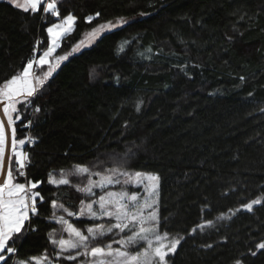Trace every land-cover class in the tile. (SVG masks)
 Segmentation results:
<instances>
[{
  "label": "trees",
  "instance_id": "obj_1",
  "mask_svg": "<svg viewBox=\"0 0 264 264\" xmlns=\"http://www.w3.org/2000/svg\"><path fill=\"white\" fill-rule=\"evenodd\" d=\"M57 7L60 17L0 0V83L22 70L38 42L46 46L47 27L67 14L77 20L60 51L103 22H131L64 61L26 112L18 105V137L35 139L27 176L40 182L44 202L8 264H78L63 258L67 252L56 257L48 234H65L51 201L78 214L90 198L73 185L87 176L57 187L49 173L108 167L129 148L136 154L128 168L159 175L160 215L168 230L185 236L169 264H264V250L249 253L264 240V203L252 212L240 207L264 200V148L247 152L246 143L264 131V0H57ZM61 214L85 232L100 222ZM205 220L214 226L188 235Z\"/></svg>",
  "mask_w": 264,
  "mask_h": 264
},
{
  "label": "snow or ice",
  "instance_id": "obj_2",
  "mask_svg": "<svg viewBox=\"0 0 264 264\" xmlns=\"http://www.w3.org/2000/svg\"><path fill=\"white\" fill-rule=\"evenodd\" d=\"M8 2L17 9L35 14L40 11L45 0H24V3H20L19 0H8ZM43 12L60 17L57 0L47 2ZM99 15L100 13H96V16ZM87 19L91 22L92 17L89 16ZM76 20L75 15L67 14L58 23H52L47 27L46 46L40 47L41 42H38L22 71L0 83V262L2 264H8L11 256L16 254L15 244L22 232L35 230L31 226L30 214L38 215V201L44 202V196L37 190L40 182H33L26 172L31 162L27 148L35 143V139L23 134L18 137L16 124L27 111L31 98L40 93L60 64L83 46L81 41L70 52L54 57V53L61 46L62 38L73 29ZM130 22L123 17L115 22L108 21L92 28L88 35L94 39L105 30ZM45 66H47L46 70H44ZM91 75L90 73V77ZM18 105L23 106L24 112L18 108ZM34 110L38 112L40 109L36 107ZM24 126L30 127L31 121ZM135 154V151L129 148L123 155L115 158L108 167L97 168L95 165L76 164L67 172L61 170L59 178L49 173L47 182L57 187L70 185V177L86 175V184L73 185V187L86 198H90L87 203L85 200L80 201L78 214L70 211L57 200L51 201L53 219L60 225L62 233H68L67 239L62 234L57 238L54 230L48 234L50 242L59 248V252L56 253L57 259L66 252L75 251L74 255L69 254L63 258L75 261L78 257H84L80 264H169L170 256L176 253L185 236L179 233L174 235L168 230V218L160 215L159 175L128 168V162ZM21 177L24 178L23 181L20 180ZM115 186H119V190H111ZM130 188L136 190L129 191ZM262 203L264 200L258 196L240 207L252 212L254 206ZM57 211L66 213L68 217L75 216L77 220L85 218L95 222L107 219L114 222L94 223L88 226L85 232L69 223L64 215H57ZM224 218L225 215L221 214L217 220ZM214 224L213 220H205L193 227L188 235L195 234L197 229L203 231L205 227H212ZM108 236H111L108 243H98ZM211 246L204 245V247ZM260 250H264V240L255 245V250L249 248V253L255 256ZM21 264L28 262L21 261ZM37 264H40V261H37ZM48 264L51 262L49 261ZM234 264H243V261L238 258Z\"/></svg>",
  "mask_w": 264,
  "mask_h": 264
},
{
  "label": "rangeland",
  "instance_id": "obj_3",
  "mask_svg": "<svg viewBox=\"0 0 264 264\" xmlns=\"http://www.w3.org/2000/svg\"><path fill=\"white\" fill-rule=\"evenodd\" d=\"M5 1H7L8 2V0H5ZM19 2L20 3H24V0H19ZM47 2H51V0H45V2H44V4L42 5V9H43V7H45L46 6V4H47ZM44 13V12H43ZM117 19H119V18H116V19H113V20H109V21H113V22H115ZM60 21V20H59ZM59 21H57V22H55V23H58ZM106 22H108V21H106ZM106 22H103V23H106ZM102 24V23H101ZM51 26V25H50ZM98 26V25H97ZM96 26V27H97ZM49 27V26H48ZM118 27H120V26H117V27H115V28H112V29H110V30H105L102 34H104V33H106V32H109V31H112V30H114V29H116V28H118ZM91 30L92 29H90V30H88L87 32H85L84 34H83V36H82V38L80 39V40H78L76 43H74L69 49H67V50H62V51H60V47L57 49V52L56 53H54V57L56 56V55H64V54H66V53H68V52H70L71 51V49L75 46V45H77V44H79L81 41H83V46L81 47V49L78 51V52H76V53H79L80 51H82L83 49H85V48H88L89 46H91L98 38H100V36L102 35H99L97 38H91L88 34L91 32ZM61 45H62V41H61ZM75 53V54H76ZM40 54V53H39ZM72 55H74V54H72ZM72 55H70L69 56V58L72 56ZM53 62H54V58H53ZM63 63V62H62ZM61 63V64H62ZM60 64V65H61ZM25 65H26V63H25ZM24 65V66H25ZM46 67L47 66H45V68H44V70H46ZM23 69V68H22ZM22 71V70H21ZM230 110V109H229ZM229 110H228V112H229ZM223 122V120L221 119L219 122H218V127H220V123H222ZM218 135V134H217ZM254 138H252V139H250L251 138V135L250 136H248V138H246V141H250L249 143L248 142H246L247 143V145H248V150H247V152H250V151H254V150H259V149H263L264 148V131L263 132H261V138H258V139H256L257 138V136H254V135H252ZM117 158V157H116ZM115 158H113V159H111L110 161H113ZM111 190H119V186H115L114 188H112ZM136 189H132V188H130L129 189V191H135ZM114 221H108L107 219H104V220H101L99 223H104V224H109V223H113ZM64 238L65 239H67L68 238V233L67 232H64ZM117 238H119V237H117ZM110 240L109 239H107V242H105V244L106 243H108ZM101 244H104V242H101ZM114 247H117L118 245H113ZM69 254H75V251H72L71 253H68L67 255H69ZM66 255V256H67ZM79 258V262H78V264H80V261L81 260H84L85 258L84 257H78ZM37 261H40V264H48V262H46V260H45V258H37V259H32V262L31 263H28V264H37ZM54 264H57V263H54Z\"/></svg>",
  "mask_w": 264,
  "mask_h": 264
}]
</instances>
